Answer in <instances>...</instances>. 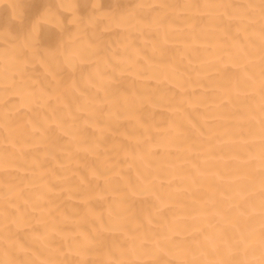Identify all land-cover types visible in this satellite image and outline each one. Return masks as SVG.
Returning a JSON list of instances; mask_svg holds the SVG:
<instances>
[{
	"label": "bare ground",
	"instance_id": "6f19581e",
	"mask_svg": "<svg viewBox=\"0 0 264 264\" xmlns=\"http://www.w3.org/2000/svg\"><path fill=\"white\" fill-rule=\"evenodd\" d=\"M0 264H264V0H0Z\"/></svg>",
	"mask_w": 264,
	"mask_h": 264
}]
</instances>
